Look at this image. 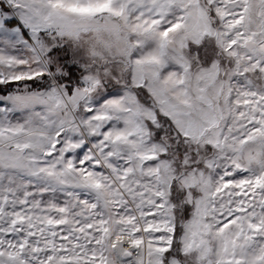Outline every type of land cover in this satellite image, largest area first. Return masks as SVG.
<instances>
[{
	"label": "snow or ice",
	"instance_id": "6c2138e0",
	"mask_svg": "<svg viewBox=\"0 0 264 264\" xmlns=\"http://www.w3.org/2000/svg\"><path fill=\"white\" fill-rule=\"evenodd\" d=\"M0 264H264V0H0Z\"/></svg>",
	"mask_w": 264,
	"mask_h": 264
}]
</instances>
